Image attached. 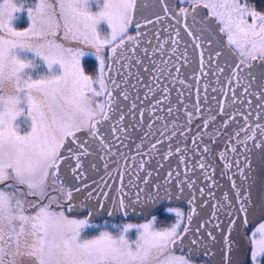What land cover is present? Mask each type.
Returning a JSON list of instances; mask_svg holds the SVG:
<instances>
[{"label": "snow or ice", "instance_id": "1", "mask_svg": "<svg viewBox=\"0 0 264 264\" xmlns=\"http://www.w3.org/2000/svg\"><path fill=\"white\" fill-rule=\"evenodd\" d=\"M0 264H264V0H0Z\"/></svg>", "mask_w": 264, "mask_h": 264}]
</instances>
